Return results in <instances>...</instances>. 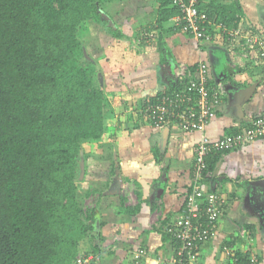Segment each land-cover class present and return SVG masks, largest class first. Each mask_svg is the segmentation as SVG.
I'll return each instance as SVG.
<instances>
[{"label": "trees", "instance_id": "obj_1", "mask_svg": "<svg viewBox=\"0 0 264 264\" xmlns=\"http://www.w3.org/2000/svg\"><path fill=\"white\" fill-rule=\"evenodd\" d=\"M114 1L0 0V264H102L105 221L101 217L97 236L100 210L84 207L78 177L81 151L89 157L83 144L107 132L106 89L98 74L108 62L106 52L92 53L80 32L114 20ZM158 1V23L180 13L173 0ZM197 9L228 27L239 25L236 4L199 0ZM116 25L109 31L121 38ZM176 82L146 109L163 94L187 88ZM221 152L206 157V175ZM164 232L174 242L176 261L179 243ZM83 243L90 251L81 257ZM139 249L145 253L134 255L136 262L147 255ZM248 252L238 255L245 260Z\"/></svg>", "mask_w": 264, "mask_h": 264}, {"label": "crops", "instance_id": "obj_2", "mask_svg": "<svg viewBox=\"0 0 264 264\" xmlns=\"http://www.w3.org/2000/svg\"><path fill=\"white\" fill-rule=\"evenodd\" d=\"M225 2L236 4L239 8L237 26L249 34H256L264 42V0ZM159 9L158 0H133L132 12L121 13V20L117 21L120 30L125 21L133 17V27L144 24L146 31L154 32L155 28L158 31L154 32L150 41L138 40L141 30L133 31V50L121 52L123 56L133 54L125 60V66L117 68L114 60L110 62L112 54L116 55L115 51L107 56L109 62L103 65L105 89L110 77L107 74L115 71L117 76L121 73L124 83L131 85L128 97L132 99L133 108L128 109L121 102L128 99L122 93L109 111L105 133V136L115 133L114 136L119 139L97 143V149L87 151L90 154L86 160L87 178L106 182L108 193L115 176H118L116 170H119L123 180L121 187L130 189V194L118 189L113 193L120 201L128 195L129 203H125L123 208L130 210L133 225L124 223L128 228L127 235L133 233V237L123 243L124 247L112 246L117 239L112 234H106L105 240L107 243L109 240L108 248L114 252L113 257L118 259L119 264L121 261L126 264L132 256L133 264H175V245L164 230L182 213L193 181L192 171L199 142L205 135L213 139L235 133L264 113V57L258 56L256 51L249 54L242 44L233 46L219 30L214 32V39L209 42L197 41L189 34L185 36L184 29L175 26L174 17L158 23L161 18ZM119 45L111 46V50L125 49L121 43ZM92 52L97 53V50ZM168 52L175 63H170ZM199 62L207 65L211 80L216 84L222 83L225 89L223 101L206 130L188 132L176 124L164 127L151 124L146 118L147 103L159 93L172 90L171 83L176 82L175 69L179 63L194 68ZM111 88L120 90L117 86ZM112 99L113 96L111 102ZM118 110L126 120H117ZM115 119L117 123L111 127ZM263 181L264 139L219 154L215 167L205 176L204 185L207 191H217L225 197V211L217 237L202 246L194 264H231L223 250L225 245L254 252L264 264ZM112 208L114 211V202ZM104 226L110 227L107 232L113 230L116 236L121 237L120 228L114 222L109 226L105 221ZM241 228L247 229L248 238L241 236ZM141 247L146 249L147 255L136 262L134 255Z\"/></svg>", "mask_w": 264, "mask_h": 264}, {"label": "built area", "instance_id": "obj_3", "mask_svg": "<svg viewBox=\"0 0 264 264\" xmlns=\"http://www.w3.org/2000/svg\"><path fill=\"white\" fill-rule=\"evenodd\" d=\"M198 3L199 0H173V4L180 9V13L174 16L176 27L181 26L200 42L212 41L214 32L219 30L233 46L242 44L249 54L256 51L258 56L264 57V42L259 36L249 34L239 26L230 28L222 21L210 20L206 12L197 9ZM212 26L214 28L211 30ZM153 34L146 32L142 38L149 41ZM175 77L179 83L178 88L184 82L187 88L160 96L156 103L147 107V120L157 127L176 124L184 131L204 132L223 101V84L210 83V71L204 62H199L194 68L186 63H179L175 69ZM259 139H264V113L235 133L213 139L205 135L199 142L193 166V183L182 213L166 226V231L179 243V258L175 264H194L202 246L217 237L220 220L224 215L225 197L217 191H207L204 185L206 157L213 152L239 148ZM240 233L242 237L248 236L245 228H241ZM223 250L231 264H261L259 256L254 252L242 260L238 255L239 249L225 245ZM138 252L135 253L136 258L144 254L145 250L139 249Z\"/></svg>", "mask_w": 264, "mask_h": 264}, {"label": "rangeland", "instance_id": "obj_4", "mask_svg": "<svg viewBox=\"0 0 264 264\" xmlns=\"http://www.w3.org/2000/svg\"><path fill=\"white\" fill-rule=\"evenodd\" d=\"M132 7H133V0H116L109 6L110 12L113 13V15L115 16V19L113 20L115 26H117L116 24H117L118 19L121 20V17H120L122 15L121 13L130 14L132 12L130 10ZM107 9H108V7H107ZM131 16H132V14H131ZM106 20L108 21V19H106ZM103 23L93 22V23L87 24L81 30L80 37L83 40H86V42H87L86 44H88V46L91 47L92 51L96 52V50H97V53L92 52L94 55H96V54L97 55H104V53L106 52L105 56L110 57L109 55L115 51L116 55L112 54V58H110L112 61H110V62H113V60H114L115 64H117L115 67H117V68L121 67V66H125L124 65L126 62L125 60L127 58H131L133 55V54L129 53V55L123 56V54H121V52H124L125 50L126 51L127 50L131 51V49L133 50V48H132V46H133V34H135V33H133V31H136L138 29L141 30L138 40H144V41H148V40L142 38L144 33H146V32L154 33V32L158 31V28H155L154 32L153 31H146L143 28L144 24L140 25V26L135 24L136 27H133V17H132L131 20L130 19L126 20L125 24L122 25L123 36L121 38H117V37L113 36L112 33L109 31L112 21L109 20L108 23H105V22H103ZM118 29H119V25H118ZM129 35H131V36H129ZM153 35H152V38H153ZM185 36H188L187 32H186ZM108 40L109 41L114 40V43H111V41L107 42ZM118 43L119 44L121 43V47H125V49L120 50V49L116 48L113 50V48H112V50H113L112 51L111 46L117 47V45H118V47H119L120 45ZM97 46H98V48L103 50V54H100L102 52H101V50L98 51ZM106 61L109 62V59H107ZM102 63H104V62H102ZM102 71H103V74L105 75L106 73L104 72V68ZM114 72L115 71H113V73L107 74L110 77H108L109 83H107L108 87L106 88V91H105L106 97H107L106 105L108 108L106 120H108L107 117L109 116L110 109L112 110L114 108V104H116V102L118 101L117 98L122 96V93H125L126 94L125 97H128L131 93V90H132L130 88L131 85L124 83L125 79L123 78L121 73H119V75L117 74V76H116L115 75L116 73H114ZM106 79H107V77H106ZM121 84H124V85H121ZM112 86H114V87L117 86L119 88L121 86L122 87L120 88V90L119 89L116 90V89L111 88ZM103 88L105 89V78H104ZM116 91H119V92H116ZM112 96H113V99L111 102ZM131 100L132 99L130 97H128L127 100H121V102L123 101L124 104L127 105L128 109H132L133 103H131ZM112 103H113V105H112ZM119 110H118V112H119ZM118 114H119V117L117 118L118 121L120 119H121V121L126 120L124 114H121L120 112ZM117 120L115 119L114 121H112L113 123H112L111 127H113L115 125V123H117ZM110 131H114V130H110ZM114 135H115V133H113V135L108 133L107 136L104 135L103 138L98 140V141L85 142L83 144V147L86 151H92V150L98 148L97 143L101 144L103 142H114V141H116V139L118 140L119 138L115 137ZM88 155H90V154H88ZM78 180H79L78 181L79 189L83 194H85L84 207L86 209L87 208L99 209L101 212V215H102L101 216L102 220H105L109 226L111 225V223L114 222V224L117 225L118 228H120L119 231L121 232V237L116 236V234L113 232V230L107 232V229H109L110 227H106V226H104L105 228L102 227V235L104 236L105 240H107V235L110 236V234H112L113 237H117V239L115 240L116 242H114L112 246H114V244H115L116 246L118 245L119 247H122L123 243L125 241H127L131 237H133V233H131L130 236L127 235L128 228H125V223L127 225V223L130 222V225H133V222L131 221L132 217L129 215L128 211H125L127 208H125V207L123 208L125 203L126 204L129 203L128 195H127V197L124 196L125 200L123 198L120 201V200H117L118 198L114 196L116 193H113V192H115V190L117 191V189H118L121 192L124 191V193L130 194L128 192V191H130V189L127 188V186L125 187V190L121 187V185L123 184V181H121L118 176H115L114 183L111 182L113 184V187L111 185V188H110L111 191L108 193H106L107 191L105 190V189H107V188H105L106 182L87 178L86 172L84 174V177L82 179H79V177H78ZM93 189H96V192H92ZM118 193H120V192H118ZM113 202L115 204V210L114 211H113L114 207L112 208ZM119 203H120V205H118ZM116 206H118V207L116 208ZM113 229L115 230V227H113ZM102 246L106 252L105 256L100 258L102 260V264H106V262H107V264H115V263L119 264L118 259H114V257H113L114 254L109 255V251L111 250V248L110 249L108 248L109 247V240H108V243L103 240ZM88 251H90V249H88V244L83 243L80 256L81 257L84 256L86 254V252H88ZM132 255H133V252H132ZM89 257L90 258H96V256L93 253H91L89 255ZM99 263H100V261H98V260L95 262V264H99ZM120 264H122V261L120 262ZM126 264H133V259L132 260L127 259Z\"/></svg>", "mask_w": 264, "mask_h": 264}, {"label": "water", "instance_id": "obj_5", "mask_svg": "<svg viewBox=\"0 0 264 264\" xmlns=\"http://www.w3.org/2000/svg\"><path fill=\"white\" fill-rule=\"evenodd\" d=\"M104 15H106V14L104 13ZM106 17H107V15H106ZM107 18L109 20H111L112 21V24L115 26L113 20L111 18H109V17H107ZM168 54H169L168 59L170 60V63H172V64L175 63V59L170 54V52H168ZM89 58H91V57H89ZM98 75H99V81L101 83V86L103 87L104 86V74H103V71L101 69H99V74ZM247 95H249V94H247ZM79 167H80L79 168V175H80L79 176V179H82L84 177V174H85V171H86V160H85V156H84V152L83 151H81V154H80ZM116 173H117L119 179L121 181H123L122 178H121V176H120L119 170H117ZM261 183L264 184V181L261 182ZM94 229H95L94 230L95 231V234L97 236H99L100 235V232H101V213L99 211H98V214H97V221L95 222V228ZM97 240H98V242H100V237Z\"/></svg>", "mask_w": 264, "mask_h": 264}, {"label": "clouds", "instance_id": "obj_6", "mask_svg": "<svg viewBox=\"0 0 264 264\" xmlns=\"http://www.w3.org/2000/svg\"><path fill=\"white\" fill-rule=\"evenodd\" d=\"M249 253H252V252H248V254H249ZM259 259H260V258H259ZM260 263H261V261H260Z\"/></svg>", "mask_w": 264, "mask_h": 264}]
</instances>
